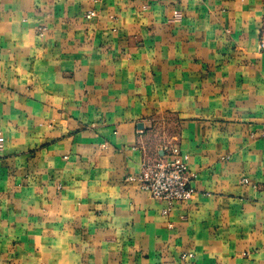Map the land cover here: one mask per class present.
Segmentation results:
<instances>
[{"label":"crops","instance_id":"0c3cea01","mask_svg":"<svg viewBox=\"0 0 264 264\" xmlns=\"http://www.w3.org/2000/svg\"><path fill=\"white\" fill-rule=\"evenodd\" d=\"M263 43L264 0H0V264H264Z\"/></svg>","mask_w":264,"mask_h":264},{"label":"built area","instance_id":"2783aa9c","mask_svg":"<svg viewBox=\"0 0 264 264\" xmlns=\"http://www.w3.org/2000/svg\"><path fill=\"white\" fill-rule=\"evenodd\" d=\"M91 15L92 13H88L87 18ZM42 31L41 29L40 33ZM261 47H264V43ZM190 177L188 156L174 146L167 157L142 162L138 177H127V180L136 181L141 191L153 200L164 202L168 207L163 213L167 214L175 203H192L193 189L190 187Z\"/></svg>","mask_w":264,"mask_h":264}]
</instances>
